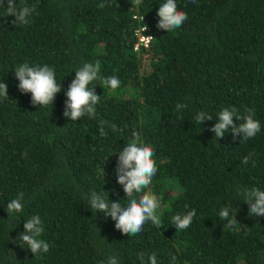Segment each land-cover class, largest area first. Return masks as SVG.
I'll use <instances>...</instances> for the list:
<instances>
[{
  "label": "trees",
  "instance_id": "trees-1",
  "mask_svg": "<svg viewBox=\"0 0 264 264\" xmlns=\"http://www.w3.org/2000/svg\"><path fill=\"white\" fill-rule=\"evenodd\" d=\"M164 2L16 0L36 10L28 24L14 25L0 0V82L8 85V98H0V264H101L111 255L141 264V252L145 264L152 253L157 264H171L169 253L176 264H264V216H249L238 195L264 191V0H177L188 18L171 32L157 28ZM144 23L152 40L134 50L133 30ZM97 60L101 75L118 77L120 86L95 81L97 115L71 121L63 115L65 92L75 70ZM23 63L54 69L61 91L53 105H33L31 93L19 91L15 69ZM178 104L186 107L177 111ZM233 106L241 116L254 111L261 124L255 137L210 131ZM200 111L213 118L195 124ZM101 120L109 125L104 136ZM133 131L154 149L158 170L145 191L159 199L163 224L147 221L128 236L87 199L95 191L109 204H128L115 169ZM21 192L23 211L8 217L7 203ZM230 203L234 229L218 215ZM192 209L189 228L170 223ZM33 215L43 221L47 253L35 255L16 240Z\"/></svg>",
  "mask_w": 264,
  "mask_h": 264
},
{
  "label": "clouds",
  "instance_id": "clouds-1",
  "mask_svg": "<svg viewBox=\"0 0 264 264\" xmlns=\"http://www.w3.org/2000/svg\"><path fill=\"white\" fill-rule=\"evenodd\" d=\"M195 2V0H193ZM135 6H139L142 0H132ZM7 16H14L12 21L14 25H26L28 17L36 10L35 5L17 7L16 0H6ZM105 5L101 3L98 7L103 8ZM157 15L158 29H164L171 32L179 27L187 20V14L179 10L177 0H165L160 4ZM135 19V17H134ZM144 21V17H143ZM145 24V23H144ZM144 32L147 30L145 24ZM15 76L19 81L18 89L22 93H31V103L33 105L48 106L53 105L57 93L61 91V83L56 82L55 71L47 64L43 66H29L23 63L15 69ZM95 81H99V85L103 88L117 89L120 86V80L116 76L104 77L101 75V64L97 60L95 63L87 62L82 67L75 70V78L68 85L65 95L67 99L64 102L63 115L77 121L81 117L87 115L95 118L97 115L96 105L100 102L101 96L97 95L93 85ZM90 85H92L90 87ZM0 98H8V85L0 82ZM186 105L178 104L177 111L185 108ZM248 115L241 116L238 110L233 106L231 109L225 107L218 113L217 122L211 127L210 131L215 133V138H223L225 133L231 130L233 139L241 134L243 140L253 138L261 130L259 120L254 119V111L252 109L245 110ZM213 117L204 112H198L193 120L197 125L203 124L206 120ZM243 122L237 124L236 121ZM107 121L101 120L99 131L102 136L107 135ZM112 131H116V125H110ZM133 139H131L122 150L119 151L115 175L117 182L122 185L123 191L129 202L126 206H122L119 201H112L109 204L108 199L102 194L95 191L91 192L87 199L88 205L93 212L101 211L106 216L111 217L115 221V228L128 236H135L143 229L147 221L160 228L163 224L157 210L160 207V201L151 191H145L152 183L153 177L157 173V166L154 156V149L151 145L143 143L139 132L133 131ZM250 157L245 156L241 163L247 164ZM134 194H140L137 198ZM238 195L248 205L249 216H264V191L258 188L238 190ZM23 192L19 193L16 198L7 203L6 211L8 217L15 213L23 211ZM237 210L230 203L219 211L218 215L221 221H227L224 224L226 229H234L238 221L236 217ZM196 216V210L192 209L186 214H175L171 217V224L177 230H185L193 223ZM24 231H22L16 240L26 244L33 254L47 253L49 244L41 238L44 232V224L39 215H33L24 223ZM171 256V264H176L177 257ZM138 259L141 264H145V253H138ZM101 264H119L115 255L108 256L106 261ZM147 264H157L156 254L152 253L147 257Z\"/></svg>",
  "mask_w": 264,
  "mask_h": 264
},
{
  "label": "built area",
  "instance_id": "built-area-1",
  "mask_svg": "<svg viewBox=\"0 0 264 264\" xmlns=\"http://www.w3.org/2000/svg\"><path fill=\"white\" fill-rule=\"evenodd\" d=\"M133 19L135 17V20L138 22L142 21V16L139 14H133L132 15ZM144 24H138L136 28L133 30V38H134V43H133V49L134 50H140L143 47H147L152 40V36L149 33V29L144 32Z\"/></svg>",
  "mask_w": 264,
  "mask_h": 264
}]
</instances>
